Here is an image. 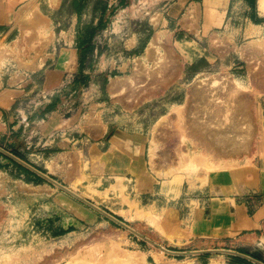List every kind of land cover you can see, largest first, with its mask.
I'll list each match as a JSON object with an SVG mask.
<instances>
[{"label": "rangeland", "instance_id": "rangeland-1", "mask_svg": "<svg viewBox=\"0 0 264 264\" xmlns=\"http://www.w3.org/2000/svg\"><path fill=\"white\" fill-rule=\"evenodd\" d=\"M67 1L36 0L39 18L46 27L31 35L24 26L21 37L16 29L0 35L4 39L0 43L4 53L0 52V88L13 95L10 112L16 123L0 134V147L118 220L124 219L122 222L155 245L173 252L196 251L187 238V211L202 194L211 195L210 186L205 184L207 177L216 180L230 174L235 193L256 181L264 159V128L255 105L264 97L257 100L246 94L254 133L249 158L236 160V168H223L210 159L197 162V152L202 153L189 138L180 141L174 129L178 125L174 109L182 106L186 93L197 86L224 93L225 84L245 97L237 79L243 76L246 65L231 52L244 21L227 19L211 33L216 43L212 47L207 41L203 43L205 56L198 59L203 62H198L196 72L195 63L185 65L180 41L171 40L172 30L165 24L164 10L172 0H86L94 6L113 4L103 10L102 28L81 44L74 34L79 24L76 26L70 16ZM100 9H91L86 22ZM39 39L46 47L37 56L36 70L3 58L4 50L20 41L21 57L28 62L34 52L26 47ZM149 48L156 49L152 53L156 60L147 57ZM162 49L168 50L175 71L155 93L156 84L149 81V73L159 66L155 62L162 64ZM134 59L135 73L141 71L138 75L142 77L133 88L143 99L126 105L107 93V85L112 78L128 76L130 70L131 76ZM253 65L254 60L247 68ZM161 76L157 75L158 80ZM210 83L214 87H207ZM95 120L103 130L109 128L108 134L117 128L146 138L145 163L156 176L149 161L153 152L160 173L156 194L136 196L122 181L104 176L99 151L91 147L97 137L87 133ZM156 128H163V139L155 134ZM154 135L159 138L157 144L151 141ZM166 152L172 163L164 175L168 169L164 163L160 165L159 156ZM184 157L190 160L180 161ZM160 247L151 246L0 153V264H39L44 258H53V264H248L223 254L171 256Z\"/></svg>", "mask_w": 264, "mask_h": 264}, {"label": "crops", "instance_id": "crops-1", "mask_svg": "<svg viewBox=\"0 0 264 264\" xmlns=\"http://www.w3.org/2000/svg\"><path fill=\"white\" fill-rule=\"evenodd\" d=\"M67 4L69 14L73 17L75 25L79 24V28L74 31V34L76 41L81 44L103 25V10L109 8L113 2H103L94 6L91 1L80 0L75 2V0H68ZM94 7L96 9L101 8L102 11L95 13L91 22H86L87 13L91 9L94 10ZM33 12H36L39 18L36 0H0V35L16 29L18 36L21 37L29 14ZM227 19L234 22L244 21L245 23L244 29L240 30L238 40L235 39V44L233 43L231 52L235 53L234 55L241 60L243 65H246L243 76L241 79L240 77L237 79V84L246 98L238 93L234 87L228 86V90L229 92L235 91L236 95L243 98L249 109L248 95L254 96L255 99L258 98L257 100L260 96L264 97V0H172L164 10L165 24L172 30L170 33L171 40L180 41V50L186 56L185 65L189 66L195 63L196 72H199L197 67L200 60L198 59L205 56L203 43L207 41L209 47H212L211 45L216 42L211 40V33L222 27ZM39 21L41 24L36 28L25 26L26 31L35 33L39 28L46 27L40 18ZM240 39L242 41H239ZM2 40L4 39H0V43L3 42ZM156 40V37L152 39L154 41L153 46ZM159 47L160 45H158ZM162 51L163 53L160 55L162 64L160 62L155 63L163 66L159 81L164 79L166 83L173 77L175 69L172 68V59L168 50L162 49ZM152 53H156V49L151 50L147 57ZM165 54L166 60L163 58ZM152 56L156 60L154 54ZM194 58L197 60L193 61ZM253 60L254 65L247 68V65H251ZM36 62L37 60L34 63V70L37 69ZM130 74L131 70L128 76L117 77V81L121 82L122 85H117L114 89L111 87L112 90H110L111 81L107 85V93H110L111 97L121 98V102L126 105L130 103L134 105L135 99L137 102L143 99L141 98L143 94H135V86L133 88L135 76L138 74L135 73V59L133 73L131 76ZM230 82L232 81L230 80ZM214 83L208 84L207 87H214ZM152 84L155 85V83ZM195 88L202 87L197 86ZM0 89V134H4L9 130V125L12 129L16 123L10 112L13 95L6 89ZM191 89L186 93L183 105L186 103L187 96L194 92ZM158 91L159 89L155 93ZM258 106L255 105V109L260 111L261 123L264 128V99ZM249 120L252 127L251 117ZM17 124H19V129L23 128L22 123ZM93 125L94 121L89 125L87 133L92 138L97 137L91 147L95 146L99 151L96 155L99 157L104 176L111 180L122 181L123 184L127 185L128 190L136 196H153L156 194L158 190L157 178L149 171L145 163L146 138L141 134L117 128L108 134L109 128L104 127L103 130L102 126L95 133ZM11 133L9 132V134ZM253 133L254 129L252 128L251 136ZM216 180L208 176L205 184L210 186L211 195L201 193V198L196 200V205L188 208L187 238L194 244L193 247L197 248L196 251L230 250L250 257L257 256L264 263V159L260 164L256 181L252 183L251 187L243 189L241 193H235L234 185L236 184L230 174L226 177L217 176ZM224 184L225 190L222 189ZM230 191H232L231 194H229ZM122 221L126 222L124 219ZM229 257L234 258L233 256ZM52 260L54 259L52 258ZM216 262L212 261L211 264H220Z\"/></svg>", "mask_w": 264, "mask_h": 264}, {"label": "bare ground", "instance_id": "bare-ground-1", "mask_svg": "<svg viewBox=\"0 0 264 264\" xmlns=\"http://www.w3.org/2000/svg\"><path fill=\"white\" fill-rule=\"evenodd\" d=\"M25 24V26H28L29 28H36L41 24L38 16L36 15V12L29 14V18ZM32 34L33 33H31V35ZM30 38H32V36L28 37V39ZM39 40L42 41L41 39ZM40 41L35 42L32 47H30V45L26 47V51L30 50L34 52V56L32 58L30 57L31 59L28 60V62L23 61V55L21 57L20 49L22 48L20 47V41H15L8 50H4L5 55L3 56V58H11L15 60L19 66L24 67L28 70H34V63L35 60H37V56H40L42 54V50L46 47L44 42L42 41L44 44L42 45V42ZM24 43L25 41H23L22 44ZM153 44L154 41L151 42L152 46ZM150 51L151 49L149 48L146 54L148 55ZM1 53L4 54L3 51ZM149 57L153 59L152 54H149ZM163 58L165 60L167 59L166 54L163 56ZM162 67V65H159L156 69L152 70L149 73V81L151 82V84H156V90L159 89V85L161 86L165 82L164 79L159 81L157 78V75L161 74L163 71ZM138 72L141 71L136 70V73ZM141 77L139 75L135 76V82L137 83V81H139ZM110 81V90H112V88L114 89L117 85H122L121 82L117 81V78H112ZM225 87L226 90L229 89L228 85L225 86L224 84L222 88L225 89ZM191 90H193L194 92L187 96L186 103L183 106H179L174 109L175 116L173 119L178 121V125L176 126L177 129L176 127H174V129L177 131L180 141L184 138H189L192 143L199 148V153H202L204 156L202 154L201 156L200 154H197V162H205L210 159V161H214L216 164L222 166L223 168H231L233 166L235 167L236 160L243 161L247 156H249L252 127L249 120L250 114L248 104H246L243 98H240L239 95H236L235 91L229 92L228 90L222 93L220 90H214L215 92H213L212 90L210 92L209 89H196L195 87H193V89ZM100 127L101 125L99 124V122L95 120L93 125L94 132H98V129ZM162 129L163 128H161L160 130L157 129L158 131H156L155 134L160 136V138L162 136L163 139L166 133H162ZM158 136L154 135L152 137V143L154 142L157 144L159 142ZM168 157L170 156L166 152L162 153V156H159V159L162 160L160 165L164 163V168L169 170L172 162L169 161ZM181 160L188 161L190 159L188 157H184L180 158V161ZM149 161L151 170L157 177L160 176V173L155 166L156 159L153 158V152H151V159ZM168 170L164 171V175L170 172V170ZM160 250L164 252L163 248L161 247ZM54 261L55 260L45 259L42 263L39 264H53Z\"/></svg>", "mask_w": 264, "mask_h": 264}, {"label": "water", "instance_id": "water-1", "mask_svg": "<svg viewBox=\"0 0 264 264\" xmlns=\"http://www.w3.org/2000/svg\"><path fill=\"white\" fill-rule=\"evenodd\" d=\"M0 153L3 154L4 156L8 157L9 159L13 160L14 162L18 163L19 165H21L22 167H24L28 171L32 172L36 176L40 177L41 179L45 180L46 182H48L51 185L55 186L56 188L60 189L64 193L68 194L69 196H71L72 198L77 200L78 202H80L83 205L89 207L90 209H92L93 211L97 212L101 216L105 217L106 219H108L112 223H114V224L120 226L121 228L127 230L128 232H130L131 234L137 236L138 238L142 239L143 241L147 242L151 246H153L155 248H159V246L155 245L153 242H151L147 238L141 236L139 233H137L135 230L130 228L125 223L119 221L117 218H115L112 215L106 213L105 211L101 210L99 207L93 205L92 203L84 200L79 195L75 194L74 192H72L71 190H69L68 188L63 186L61 183L55 181L53 178H51L48 175L40 172L39 170H37L36 168L31 166L30 164L22 161L21 159L17 158L16 156L12 155L11 153L3 150L1 147H0ZM163 251L167 255H171V256H183V255H192V256H194V255H204V254H209V253L223 254V255H227V256H233V257L240 258V259L245 260L247 262H250L252 264H264V263H262L260 261H257L255 259H253L250 256H247V255H244V254H241V253H237V252H234V251H230V250L216 249V250H205V251H192V252H187V253L186 252H173V251H169L167 249H163Z\"/></svg>", "mask_w": 264, "mask_h": 264}, {"label": "trees", "instance_id": "trees-1", "mask_svg": "<svg viewBox=\"0 0 264 264\" xmlns=\"http://www.w3.org/2000/svg\"><path fill=\"white\" fill-rule=\"evenodd\" d=\"M76 1H80V0H75V2ZM253 259H255V260H257V261H260V262H262L261 260H260V258H258L257 256H251ZM237 261H240V262H242V263H247V262H245V261H243V260H241V259H237Z\"/></svg>", "mask_w": 264, "mask_h": 264}]
</instances>
